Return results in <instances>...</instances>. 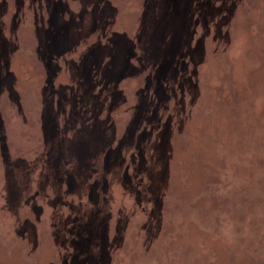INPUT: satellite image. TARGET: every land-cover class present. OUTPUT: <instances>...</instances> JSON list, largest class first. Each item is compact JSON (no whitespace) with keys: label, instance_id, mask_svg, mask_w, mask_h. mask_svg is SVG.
I'll return each instance as SVG.
<instances>
[{"label":"rangeland","instance_id":"obj_1","mask_svg":"<svg viewBox=\"0 0 264 264\" xmlns=\"http://www.w3.org/2000/svg\"><path fill=\"white\" fill-rule=\"evenodd\" d=\"M0 264H264V0H0Z\"/></svg>","mask_w":264,"mask_h":264}]
</instances>
